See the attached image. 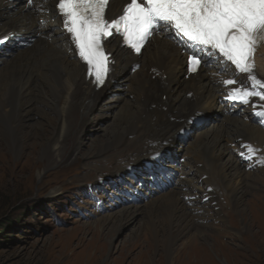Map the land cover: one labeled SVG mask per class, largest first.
Segmentation results:
<instances>
[{"label": "bare ground", "instance_id": "bare-ground-1", "mask_svg": "<svg viewBox=\"0 0 264 264\" xmlns=\"http://www.w3.org/2000/svg\"><path fill=\"white\" fill-rule=\"evenodd\" d=\"M126 3L127 0H111L109 14H119ZM56 4L57 0H37L40 10L34 11L25 0H0V38H3L0 67H6L0 69V137L5 145L4 148L0 146L1 150L6 149L8 155L18 159L24 157L29 148V159L39 155L45 170L66 164L78 157L79 147L76 145L70 152L68 142L76 129L80 127L79 137L89 120L94 122L97 116L112 113L118 107L115 104L122 100L116 126L106 135L107 139L94 143L89 159H94L92 162L105 160L104 163L114 165L117 158H125L112 172L117 177L113 180L116 184L127 182L122 177L132 179L133 183L141 177L139 184L145 189L146 203L135 202L128 207V213L142 214L145 205L153 210L149 215L148 230L155 238L161 236L163 258L167 264H178L182 256L199 252L203 247L210 252L217 251L219 255L220 251L213 249L218 244L210 242L213 237L207 234L208 231L216 229L224 235L226 229H230L237 237L240 235L228 223L224 204L220 201L231 206V213L245 212L241 204L247 197L246 188L251 189L254 182V172L245 170L232 154L231 146L244 138V143L264 147V125L256 126L251 119L246 122L225 115L219 99H226L228 89L238 85L223 86L220 82L233 75L237 79L242 76L250 86L255 82L246 80L247 74L236 73L234 67L224 68L214 59L209 62L207 56L198 75L187 80L184 68L187 56L182 52L191 47L181 37L163 32L154 36L140 57L121 51L116 38L109 39V52L122 59H118L105 86L98 90L92 78L88 79L86 65L73 51V45L62 29L63 18L57 15ZM254 63L255 75L264 81V43L258 46ZM214 78L222 85L221 93ZM250 102L254 114L263 121L264 101L251 97ZM260 103H263L261 107ZM51 114H54L53 118H49ZM207 115L214 117L209 121L211 118ZM36 117L39 123H27ZM183 119L187 122L182 125L179 121ZM201 119L207 120L206 124L196 126L195 122ZM194 127L196 131L193 132ZM189 132L196 133L189 136ZM28 139L34 141L32 145L27 144ZM178 141H181L178 146H183L181 149L177 147ZM113 150L118 151L105 159L104 155ZM180 154H183L182 158H188L181 164L182 168L196 177V181L182 180L179 176L175 177L178 184L170 183V180L166 184L152 178V171H160L163 166L154 169L146 165L153 162L156 167L168 160L179 162ZM165 164L170 165L169 169L172 167L170 162ZM104 166L101 162L99 167L91 169L98 172ZM259 171L264 173V168ZM231 173H234L233 177ZM41 176L39 171L38 177ZM204 176L207 180L202 181ZM158 180L162 186L158 185ZM198 194L208 197L209 204L203 203L201 198L194 201V208H190V201L184 200ZM213 203L216 212L210 206ZM162 205L163 209L158 213L164 211L166 216L163 221H157L152 214H156ZM211 212H214L213 216ZM242 229L248 231L246 225H242ZM180 238L185 242L179 241ZM178 242H181L180 247H176ZM191 260L211 264L210 257L205 255Z\"/></svg>", "mask_w": 264, "mask_h": 264}, {"label": "rangeland", "instance_id": "rangeland-1", "mask_svg": "<svg viewBox=\"0 0 264 264\" xmlns=\"http://www.w3.org/2000/svg\"><path fill=\"white\" fill-rule=\"evenodd\" d=\"M121 102L115 104L118 107L112 113L105 112L94 122L89 120L79 137L80 127L70 136L69 151L76 145L79 147L77 159L48 170L42 168L43 160L39 155L29 159V148L24 157L12 158L6 149L1 150L5 145L0 137V264H167L163 258L161 236L155 238L148 230L149 215L153 210L145 205L142 214L128 213V207L135 202L146 203L145 189L137 181L128 180L130 178L122 177L127 182L117 184L113 181L117 180L112 174L115 165L123 164L125 158H117L114 165L101 161L105 165L104 171L91 169L99 167L101 162H92L94 159H89V153L94 143L107 139L106 135L116 126L124 103ZM53 117L54 114L49 116ZM38 121L36 117L27 123L37 124ZM28 140L27 144L32 145L34 141ZM179 142L177 147L181 149L183 146H178ZM117 151H110L104 158ZM182 156H178L179 160H188ZM231 174L233 177L234 173ZM181 175L193 182L197 180L187 171ZM252 180L253 187L246 188L247 197L241 204L245 212L231 213V206L220 201L224 204L228 223L239 231V237L230 229H226L224 235L216 229L208 231L207 234L213 237L210 242L218 244L213 249L219 250L220 254L203 247L206 253L201 249L187 253L178 264H199L191 259H199L202 255L210 257L211 264H264V173L255 171ZM201 195L196 200L203 198ZM209 200L207 198L206 205ZM194 201H190V208H194ZM202 202L205 203L203 199ZM213 205L210 206L216 212ZM162 209L163 205L152 218L163 221L164 211L158 213ZM211 214L213 216L214 212ZM242 225H246L248 231L243 230ZM227 235L231 237L226 238ZM180 250L182 247L177 254Z\"/></svg>", "mask_w": 264, "mask_h": 264}, {"label": "snow or ice", "instance_id": "snow-or-ice-1", "mask_svg": "<svg viewBox=\"0 0 264 264\" xmlns=\"http://www.w3.org/2000/svg\"><path fill=\"white\" fill-rule=\"evenodd\" d=\"M25 4L40 10L35 0ZM109 6L110 0H57L56 4L62 29L97 87L105 84L113 70L114 59L105 44L109 37H122L123 44L140 54L151 37L167 32L191 46V50L185 48L188 71L198 72L207 56L209 62L214 59L224 68L234 67L255 82L242 85L235 75L222 80L223 86L238 85L228 89L226 99L241 104H249L251 97L264 101V81L254 73V55L264 43V0H127L114 19L107 15ZM248 151L254 155L256 150L249 147Z\"/></svg>", "mask_w": 264, "mask_h": 264}]
</instances>
